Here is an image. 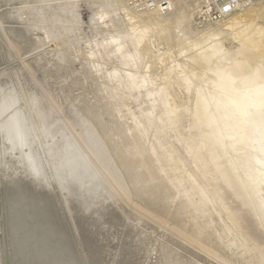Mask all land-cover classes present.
Instances as JSON below:
<instances>
[{
    "label": "rangeland",
    "instance_id": "374dc122",
    "mask_svg": "<svg viewBox=\"0 0 264 264\" xmlns=\"http://www.w3.org/2000/svg\"><path fill=\"white\" fill-rule=\"evenodd\" d=\"M138 1L0 0V264H264V0Z\"/></svg>",
    "mask_w": 264,
    "mask_h": 264
},
{
    "label": "bare ground",
    "instance_id": "6f19581e",
    "mask_svg": "<svg viewBox=\"0 0 264 264\" xmlns=\"http://www.w3.org/2000/svg\"><path fill=\"white\" fill-rule=\"evenodd\" d=\"M189 1L191 2V0H189ZM196 1H197V0H196ZM196 1H193V0H192L193 3H192V2H191V3H192V4H196ZM194 2H195V3H194ZM176 3H177V2H176ZM183 3H184V2H183ZM183 3H181L180 1H178V5L175 7V9L173 8L172 15H174V20H178V19H179L180 15H181L180 13H182V12H181V11H182V8H181L182 6H180V5L183 4ZM184 5H185V4H184ZM184 7H185V6H184ZM126 9H127V8H126ZM254 12H255V11H254ZM248 13H249V12H248ZM151 14H152V13H151ZM152 15H153V14H152ZM142 16H143V15H142ZM250 16H251V15H250ZM248 17H249V16H248ZM42 18H43V17H42ZM230 18H231V17H230ZM235 18H237V17L235 16ZM244 18H245V17H244ZM244 18H243V19H244ZM249 18H251V17H249ZM252 18H253V16H252ZM231 19L234 20V22H235V19H233V17H232ZM153 20H154V19H153ZM174 20H173V21H174ZM237 20H238V19H236V21H237ZM244 20H245V19H244ZM247 20H248V19H247ZM184 21H185V20H184ZM248 21H250V20H248ZM258 21H259V20H258ZM230 22H232V21H230ZM230 22H229V24H230ZM234 22H233V23H234ZM171 23H172V22H171ZM235 23H236V22H235ZM256 23H257V22H256ZM181 24H183V23H181ZM230 25H231V24H230ZM246 27H247V26H246ZM253 27H254V26H253ZM167 28H168V27H166V29H167ZM169 28H170V27H169ZM232 28H233V27H232ZM244 28H245V27H244ZM248 28H249V27H248ZM258 30H259V29H258ZM258 30H257V31H258ZM235 31H236V30H235ZM167 32H168V31H167ZM165 33H166V32H165ZM255 33H256V32H255ZM165 36H166V35H165ZM169 36H170V35H169ZM260 36H261V35H260ZM166 37H168V36H166ZM170 37H171V36H170ZM243 38H244V37H243ZM252 39H253V38H252ZM261 39H262V38H261ZM243 40H244V39H243ZM262 41H263V40H262ZM252 43H253V42H252ZM197 46H198V45H197ZM259 46H260V44H259ZM195 48H196V47H195ZM198 48H199V47H198ZM187 50H188V49H187ZM187 50H186V51H187ZM216 51H218V50H216ZM180 52H182V51L180 50ZM200 52H202V51H200ZM197 53H198V52H197ZM212 53H213V52H212ZM216 54H217V52H216ZM177 55H178V54H177ZM177 55H176V56H177ZM179 56H180V55H179ZM177 57H178V56H177ZM177 57H176V58H177ZM88 58H89V57H88ZM186 58H187V57H186ZM202 58H204V57H202ZM178 59H179V58H178ZM190 59H191V58H190ZM194 59H195V58H194ZM196 59H197V58H196ZM188 60H189V59H188ZM181 61H182V60H181ZM196 61H197V60H196ZM179 62H180V61H179ZM192 62H193V61H192ZM182 63H183V62H182ZM196 64H197V62H196ZM190 65H191V64H190ZM197 65H198V64H197ZM200 65H204V64H201V63H200ZM200 65H199V66H200ZM194 66H195V65H194ZM183 67H184V66H183ZM195 67H196V66H195ZM204 67H205V66H204ZM204 67H203V68H204ZM95 68H96V67H95ZM90 69H92V68H90ZM184 69H185V68H184ZM188 69H189V68H188ZM196 69L198 70L199 68H196ZM194 70H195V69H194ZM199 70H200V69H199ZM186 71H187V69H186ZM187 72H188V71H187ZM195 72H197V71H195ZM190 73H191V72H190ZM199 73H200V72H199ZM196 74H197V73H196ZM197 76H198V75H197ZM117 95H118V94H117ZM251 95H252V94H251ZM247 109H248V107H247ZM248 113H249V112H248ZM210 118H211V117H210ZM159 124H160V123H159ZM215 124H216V123H215ZM162 126H163V125H162ZM154 127H155V126H154ZM237 127H238V126H237ZM241 127H244V128L246 129V132H247V137H246L245 143H246V141H247V143H248V141H249L251 138H252V139H255V140H256V138H257V140H258L259 142H263V145H262L263 148H262V151H261L262 154H261V156L259 157V160H260V158H261V160H260V161L257 160V161H258V162H257L256 159H255V161L257 162L256 165H254L256 162H255L254 164H252V163H253V161H252L253 159L251 158L252 155H248V157H247V162H248V164H249V166H248V172H249V174L254 178L255 183H256V181H258V177L261 175V174H260L261 167L264 168V124H263V123H259L258 120L255 118V116L249 114V116H247V117L245 118V120H244V122H243V124H242ZM156 129H157V128H156ZM251 129H252V130H251ZM249 131H252V134H251L252 137H250L251 135L248 136V135H249V134H248ZM152 132H153V131H152ZM155 133H156V132H155ZM158 133H159V132H157V134H158ZM250 133H251V132H250ZM72 134H73V133H72ZM159 135H160V134H159ZM70 136H71V135H70ZM70 136H69V137H70ZM154 136H155V135H154ZM72 137H73V136H72ZM249 137H250V139H249ZM155 138H156V137H155ZM157 138H158V137H157ZM74 139H75V138H74ZM248 139H249V140H248ZM257 140H256V142H257ZM74 141H75V140H74ZM256 142H255V143H256ZM253 144H254V143H253ZM256 144H257V143H256ZM256 144H255V145H256ZM251 145H252V144H251ZM260 145H261V144H260ZM262 146H261V147H262ZM249 147H250V146H249ZM249 147H248V148H249ZM254 147H255V146H254ZM253 149H254V148H253ZM153 150H154V149H153ZM161 153H162V152H161ZM161 153H160V154H161ZM256 153H257V152H256ZM259 153H260V152H259ZM259 153H258V154H259ZM155 154H156V153H155ZM258 154H257V155H258ZM167 155H168V154H167ZM156 156H157V155H156ZM151 157H152V156H151ZM162 158H165V156L162 157ZM166 158H167V157H166ZM168 159H170V158H168ZM149 160H151V159H149ZM159 160H160V159H159ZM165 161H166V160H165ZM155 163H156V162H155ZM165 163H166V162H165ZM245 163H246V160H245ZM157 164H158V163H157ZM169 164L172 165V163H169ZM166 165H167V164H166ZM173 165H174V164H173ZM175 167H176V166H175ZM177 169H178V168H177ZM174 170H176V169H174ZM156 171H157V169H156ZM159 171H160V170H159ZM261 173H262V171H261ZM171 174H173V173H171ZM162 176H163V175H162ZM174 176H175V175H173V177H174ZM177 176H178V174H177ZM160 177H161V175H160ZM175 178H176V177H175ZM167 180H168V179H167ZM162 181H163V179H162ZM169 181H170V180H169ZM172 181H173V180H172ZM176 181H177V180H176ZM160 182H161V181H160ZM170 183H171V182H170ZM161 184H162V183H161ZM171 185H173V184H170L169 186H171ZM256 185H257V183H256ZM160 187H161V186H160ZM164 187H166V186H164ZM166 188H167V187H166ZM164 189H165V188H164ZM171 189H172V188H171ZM190 189H193V190H194L195 188H190ZM254 190H255V189H254ZM196 191H198V190H196ZM196 191H195V192H196ZM167 192H168V191H167ZM169 192H170V191H169ZM172 192H173V191H172ZM191 192H192V191H191ZM162 193H163V192H162ZM184 193H186V192H184ZM196 193H199V194H200V197H201V194H203V193H200V190H199L198 192H196ZM182 194H183V193H182ZM192 194H193V193H192ZM197 195H198V194H197ZM169 196H170V195H169ZM185 196H187V195H185ZM189 197H191V196H189ZM192 197H193V196H192ZM192 197H191V198H192ZM198 198H199V197H198ZM204 198H205V197L202 196V199H203V200H204ZM254 198H255V202H256L255 205H257V208H258V209H259V208H260V209H261V208L263 209V211H262V209H261V211H262L261 216H262V220H264V207H263L264 204H263V202H261V200L259 199L258 194H257V191H256V194H255V197H254ZM189 199H190V198H189ZM197 200H198V199H197ZM199 200H201V198H200ZM182 201H183V200H182ZM185 201H186V200H185ZM189 201H190V200H189ZM192 201H193V199H192ZM194 201H195V200H194ZM194 201H193V202H194ZM205 201H206V200H205ZM180 202H181V201H180ZM206 202H207V201H206ZM188 203H189V202H188ZM191 203H192V202H191ZM195 203H196V202H195ZM199 203H200V205H201V207H202V204H203L204 202H200V201H199ZM201 203H202V204H201ZM178 204H180L179 201H178ZM178 204H177V205H178ZM184 204H185V203H184ZM204 204H205V203H204ZM204 204H203V205H204ZM180 205H181V204H180ZM187 205H188V204H187ZM192 205H193V204H192ZM194 205H195V208H196V204H194ZM194 205H193V206H194ZM205 205H206V204H205ZM205 205H204V206H205ZM185 206H186V204H185ZM208 206H209V205H208ZM208 206H205V207H207V209H208V208H209ZM173 207H174V206H173ZM176 207H177V206H176ZM180 207H182V209L184 208L183 206H180ZM180 207H179V209H180ZM188 207H190V206L188 205ZM197 207H198V206H197ZM205 207H204V209H202V208H201V209H202V210H205ZM195 208H191V211H192L193 209H195ZM186 209H189V208H186ZM198 209H200V207H199ZM198 209H197V211L194 210V211H193V214H194V212H195V214H196V213L198 212ZM180 210H181V209H180ZM181 211H182V210H181ZM187 211H188V210H187ZM191 211H190V212H191ZM205 211H206V210H205ZM203 212H204V211H203ZM208 212H209V210H208ZM208 212H207V215H210V213H208ZM201 213H202V212H201ZM187 214H188V213H187ZM193 214L190 215V216H194V215H195V214H194V215H193ZM202 214H203V213H202ZM204 214H205V212H204ZM211 214H212V213H211ZM196 215H197V214H196ZM198 215H199V213H198ZM205 215H206V214H205ZM211 216H212V215H211ZM203 217H204V216H203ZM206 217H207V216H205V218H203V219H206ZM190 218H194V217H189L188 219H190ZM196 218H197V216H196ZM196 218H195V219H196ZM201 218H202V217H201ZM210 218H211V217H210ZM210 218H209V216H208L207 219L209 220ZM188 219H187V220H188ZM198 219H199V218H198ZM198 219H197V221H200V220H198ZM203 219H202V220H203ZM190 220H192V219H190ZM211 220H212V219H211ZM211 220L208 221V222H210V224H212V223H211V222H212ZM214 221H215V220H214ZM195 222H196V220H195ZM204 222H205V221H204ZM208 222H207V223H208ZM191 223H192V222H191ZM199 223H200V222H199ZM194 224H195V223H194ZM203 224H204V223H203ZM203 224H202V225H203ZM192 225H193V224H192ZM195 225H196V224H195ZM195 225L192 226V228L195 227ZM198 225H199V224H198ZM213 225H214V224H213ZM215 225L217 226L216 223H215ZM196 226H197V225H196ZM199 227H200V225H199ZM201 227H204V226H201ZM214 227H215V226H214ZM209 228H211V227H209ZM216 228H217V227H216ZM197 229H198V228H197ZM200 229H202V228H200ZM203 229H204V228H203ZM203 229H202V230H203ZM205 229L208 230V227H207V228L205 227ZM205 229H204V230H205ZM204 230H203V232L206 231V230H205V231H204ZM217 230H218V228H217ZM221 230H222V229H221ZM198 231H199L200 233L202 232V231H200L199 229H198ZM219 231H220V229H219ZM206 232H207V231H206ZM212 232L214 233V231H212ZM212 232H211V233H212ZM216 232H218V231H216ZM216 232H215V233H216ZM195 233H196V232H195ZM202 235H203V234H201V236H202ZM204 235H205V234H204ZM204 235H203V237H204ZM206 235L209 236L210 234H206ZM206 235H205V237H206ZM211 235H212V234H211ZM218 235H219V234H218ZM219 236H221V234H220ZM210 238H211V237H210ZM220 238H221V237H220ZM220 238H219V239H220Z\"/></svg>",
    "mask_w": 264,
    "mask_h": 264
},
{
    "label": "built area",
    "instance_id": "2783aa9c",
    "mask_svg": "<svg viewBox=\"0 0 264 264\" xmlns=\"http://www.w3.org/2000/svg\"><path fill=\"white\" fill-rule=\"evenodd\" d=\"M199 13L203 19L217 20L234 13L244 4L243 0H198ZM136 5L139 8H149L154 11L170 10V4L166 0H139Z\"/></svg>",
    "mask_w": 264,
    "mask_h": 264
}]
</instances>
